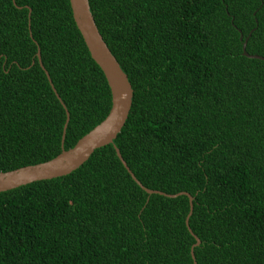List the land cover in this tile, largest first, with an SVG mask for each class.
Listing matches in <instances>:
<instances>
[{
  "label": "trees",
  "instance_id": "1",
  "mask_svg": "<svg viewBox=\"0 0 264 264\" xmlns=\"http://www.w3.org/2000/svg\"><path fill=\"white\" fill-rule=\"evenodd\" d=\"M90 4L129 117L71 173L0 192V264H194L196 236L198 264H264V59L243 49L264 57V0ZM111 108L70 0H0V172L70 149ZM115 146L146 187L193 195L195 235L189 197L149 194Z\"/></svg>",
  "mask_w": 264,
  "mask_h": 264
},
{
  "label": "water",
  "instance_id": "2",
  "mask_svg": "<svg viewBox=\"0 0 264 264\" xmlns=\"http://www.w3.org/2000/svg\"><path fill=\"white\" fill-rule=\"evenodd\" d=\"M70 2L75 22L84 37L91 56L103 70L108 84L111 88L112 108L108 116L101 123H99L91 131L81 137L70 149H63L62 152L56 157L45 162L0 172V192L29 184L34 181L51 179L71 173L72 171L83 165L97 148L114 143L115 139L122 131L129 117L134 97V89L131 81L129 80V76L122 69L120 62L112 53L109 45L100 32L99 27L96 23L95 16L91 10L90 0H70ZM242 38L243 35L241 36V39ZM247 43L248 39H246L244 42V54L250 57L264 59V57L261 55L249 54L246 49ZM37 54L41 66L46 71V74L49 77L50 82L52 83L51 76L43 64L40 49L38 50ZM52 86L56 91L58 98L62 100L53 83ZM64 106L66 105L64 104ZM69 120L70 113L67 110V121L64 126L63 143L65 141V135ZM115 147L117 155L124 163L133 179L149 194L159 193L162 195H168L170 197H176L178 195L185 194L189 197L190 212L186 218V222L191 232L193 233L189 222L190 216L192 215L194 209L193 195L186 191H182L177 194H165V192L161 190H155L146 187L141 181H139L134 172L128 166L120 149L117 146ZM196 238L197 242L192 247L194 264H198L194 253V247L199 245L201 242V239L199 237L196 236Z\"/></svg>",
  "mask_w": 264,
  "mask_h": 264
}]
</instances>
